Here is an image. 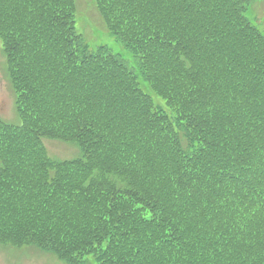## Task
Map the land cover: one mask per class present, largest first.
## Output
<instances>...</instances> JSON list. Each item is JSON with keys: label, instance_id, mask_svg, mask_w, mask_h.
Returning <instances> with one entry per match:
<instances>
[{"label": "trees", "instance_id": "trees-1", "mask_svg": "<svg viewBox=\"0 0 264 264\" xmlns=\"http://www.w3.org/2000/svg\"><path fill=\"white\" fill-rule=\"evenodd\" d=\"M245 3L243 0H97V10L111 39L106 46L98 43V50L90 52L95 48V40L85 43L74 16L66 24L63 16L55 13L53 21L70 25L66 29L58 26L60 37L54 44L59 46L61 61L43 43L36 53L35 65L10 62L18 111L11 124H18L21 130L27 127L44 135L55 132L60 117L78 109L80 99L87 101L101 90L93 77L106 71L102 50L116 52L117 45L125 44L128 49L123 59L118 55L128 73L150 91L154 89L163 96L138 91L134 97L138 104L134 115L146 120L139 124L146 128L145 132L136 130L142 143L139 157H151L144 164L140 162L139 167L153 175L157 195H146L137 186L135 190L140 198L122 197L101 188L95 189V194L91 184L84 191L79 190L80 186L56 187L41 202L46 208L44 212L24 218L27 226L49 224L46 231L35 235L39 243L52 247L60 239V245H77L71 252L79 255V259L85 258L88 251L98 252L97 264H264V208L252 206L255 199L264 201V69L250 65L254 55H249L245 63H232L252 53L249 46L255 39L264 44V35L252 25L250 30L240 19ZM140 6L149 22L163 21L162 27L130 40L119 33L126 23L124 10H136ZM10 10L9 0H0L1 44L17 47L23 53L26 27L19 24L25 30L10 36L8 30L15 23L16 14L11 11L10 19ZM236 12L239 15L234 23ZM190 21L202 22L205 33L211 35L201 41L202 45L190 42L183 34L184 22ZM233 25L234 30H228ZM216 44L226 52L224 59L228 65L224 73L219 71L222 58L218 61L214 55ZM147 48L155 55L146 53ZM181 55L188 66L181 61ZM237 69H243L246 74L237 75ZM227 91L232 92L229 99L225 97ZM161 97L174 109V118L156 101H162ZM122 98L116 95L113 99ZM194 106L201 110L195 113L198 123L188 120L190 115L185 113L194 110ZM208 117L210 124L202 123ZM73 124L77 134L97 129L95 121L81 116ZM177 128L189 139L188 150H183ZM236 129L247 135L246 145L236 147ZM147 137L151 138L150 143L146 142ZM4 143L12 156L17 151V157H21L15 168L31 156L21 133L13 134ZM122 152L135 167L133 144H127ZM166 167L167 172L177 173L179 179L170 189L165 183ZM4 172L2 176L11 172L8 162ZM89 173L92 175V169ZM104 178L111 180L110 175ZM229 183L236 187H227ZM10 186L8 177L0 182V228L6 229L19 224L21 219L17 221L14 216L22 199L30 193L15 191L11 197ZM196 193L205 195L206 200ZM221 200L224 204L218 207L215 201ZM205 203L217 206L214 210L217 224L205 212ZM224 211L239 217V226L244 229L241 236L235 235L231 227L225 233L221 217ZM9 238L5 240L10 241Z\"/></svg>", "mask_w": 264, "mask_h": 264}, {"label": "rangeland", "instance_id": "rangeland-1", "mask_svg": "<svg viewBox=\"0 0 264 264\" xmlns=\"http://www.w3.org/2000/svg\"><path fill=\"white\" fill-rule=\"evenodd\" d=\"M96 2L97 0H9L11 7L10 19L11 11H16L15 23L9 28V34L13 36L25 30V28L18 27L19 24H22L26 27L24 35L26 43L25 48L22 49L23 53H21V49L17 47H4L0 39V94L2 95L0 96V120L2 121L0 122V138L6 137V139L0 141V170L5 171V162H8L11 167V172H6V175H1V173H5L4 171L0 173V182L3 183L4 178L7 177L11 180V189L9 190L11 197L15 191H20L21 194L28 191L30 193L22 199L18 205V212L14 216L17 221L19 218L21 219L19 224L15 225V228L11 226L7 229L0 228V234L3 235L0 239V264H75L84 261L85 264H97L95 255L98 252L88 251L89 254L85 258L79 259V255L71 252L77 245H60V239H58L59 243L52 247L48 244L39 243L35 235L46 231L49 227L48 223L46 224L47 228L45 226L26 225L24 220L26 216L45 211L46 208L42 206L41 202L47 197V193L53 194L56 187L61 189L69 185L70 188L76 189L77 186H80L79 190L84 191L91 184L90 188H94L95 194V189L97 191L101 188L110 189L117 195L122 194V197L134 195L140 198L135 190L137 186L142 187L141 192L146 195H157L154 190L155 179L153 175L150 171L139 167L140 162L144 164L146 161H150L151 157L146 155L139 157L142 143L138 132H145L146 130L145 127L139 126V124L145 123L146 120L139 115H134L135 109L138 107L134 97L137 96L138 91H144L151 96L162 95H158L154 89H151V92L125 69L119 58L120 56L123 59L128 51L125 44L117 45L116 52L113 49L102 50L104 57H106L104 67L106 71L101 76L93 77L101 90L96 95L88 98L87 101L80 99L81 105H78V109L69 114L66 112L64 116L60 117L61 121L57 123L55 132L44 135L27 127H24L25 130H21L16 126L18 124H11L13 120H16L18 111L15 107L16 92L8 74L11 66L10 62L35 65L38 61L35 58L36 53L41 49L43 43L56 56L58 61H61L59 46H56L54 42L60 37L58 26L62 25L63 29L65 24L59 20H52L55 13L59 14L60 17L63 16V21L66 24L74 16L77 31L79 34H83L85 43L88 44L91 39L95 40V48L90 52L98 50V43H103L106 46L111 42L105 31H109V29L102 14L97 10ZM243 2L246 3L244 11L240 15L241 21L250 30H252V25L259 33L264 35V0H243ZM124 12L126 23L119 33L130 40L153 33L162 27L163 21L160 24L149 22L148 17L141 10V6L136 10H124ZM165 14L166 9L164 16ZM238 15L239 13L236 12L234 23ZM201 24H195L192 21L184 22L182 32L190 39V42L200 44L202 40L211 36L205 33ZM69 26L66 25L65 29ZM228 30H234V25L229 26ZM257 43L258 40L255 39L250 44L249 49L253 50L251 54L246 53L243 57L233 60L232 63L234 65L245 63L248 61L249 55H254L255 59L251 60L250 65H253L256 69H264V44ZM146 53L152 56L155 55L148 48ZM214 55L218 61L219 57L222 58V62H219L220 73L226 72L228 65V61L224 59L226 52L216 44ZM180 58L188 66L185 56L181 55ZM236 73L237 75L246 74L243 69H237ZM188 87L189 85H187ZM231 94L232 92L227 91L225 93L226 99H229ZM116 95H121L123 98L114 100L113 98ZM251 95H254L253 92ZM162 97V101H156H159L170 118H174V109L168 106L165 101L166 98ZM177 110L183 113L182 110L178 108ZM178 111L177 116H179ZM199 111L201 110L194 106V110L185 112L191 116H188V120L196 123L197 115L195 113ZM78 116L83 117L85 120L95 121L97 129L86 134H77V130L72 129V127ZM209 119L210 117L202 123L209 125ZM174 121L175 119L172 120V122ZM176 131L180 132V144L183 146V150H188L190 147L189 139L185 137L180 128H177ZM15 133H21L24 136L27 147L31 152V156L27 161L17 168H15L16 161L20 162L21 157H17V151L12 156L8 145L4 143L8 139L10 140ZM54 135L55 137H53ZM235 135L237 139L236 147L247 144V135L243 131L236 129ZM73 137L74 139L70 140ZM219 139L220 135L218 134V141ZM145 140L148 143L151 142L150 137ZM154 140L161 146L158 139ZM129 143H132L135 149V167L129 163L122 152L123 148ZM34 157L36 159L31 160ZM33 165L42 168L39 170L31 167ZM27 168L31 171L26 172ZM91 169L92 175L89 173ZM105 175H110L111 180H105ZM143 177L144 180H142ZM146 178H149L147 182H145ZM178 180L177 173L167 172L166 167L165 183L167 187L170 189L177 184ZM228 185L227 187L231 189L236 187V184L229 183ZM196 194L206 200L205 195ZM215 204L218 207L222 206L224 200H221L220 203L215 201ZM252 204L255 209L264 208V201L260 199H255ZM120 207L124 208L121 205ZM204 207L205 212L214 224H217V217L214 214L217 206L205 203ZM35 208H40V210L37 211ZM170 216H173L171 210ZM221 217L224 219L222 227L225 229V233H228V229L231 227L235 235H238V237L242 235L244 229L239 226V217L235 213L224 211ZM250 227V225H247V228ZM9 233L12 236H8ZM7 237H10V241L5 240ZM244 252L245 248H242V253Z\"/></svg>", "mask_w": 264, "mask_h": 264}]
</instances>
